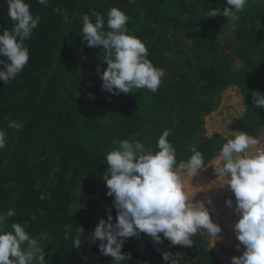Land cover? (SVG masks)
Instances as JSON below:
<instances>
[{
	"label": "trees",
	"instance_id": "trees-1",
	"mask_svg": "<svg viewBox=\"0 0 264 264\" xmlns=\"http://www.w3.org/2000/svg\"><path fill=\"white\" fill-rule=\"evenodd\" d=\"M25 2L40 23L26 41L28 64L15 80L0 81V129L8 134L0 150V213L15 210L0 230L9 232L20 223L45 250L46 264H114L113 257L100 254V242L88 237L100 219L107 221L108 209L117 222L114 196L107 195L103 180L106 154L117 141L138 140L156 151L158 138L170 129L178 163L187 161L195 146L206 167L232 138L208 136L205 130V117L230 87L240 91L246 107L235 123L238 129L257 138L264 127V109L255 106L252 95L264 94V0H248L238 19L229 21L223 15L207 17L209 8L223 10L227 0ZM112 7L130 17L129 33L145 43L154 66L165 69L155 93L133 89L116 96L103 90L97 68L108 67L107 53L102 45L87 46L82 17L88 14L94 22V9L107 19ZM56 8L66 10L68 23ZM14 26L7 0H0V34ZM11 121L18 127H9ZM194 183L209 192L210 182L198 174ZM195 196L193 202L216 203L210 193ZM68 225L72 239L84 229L79 249L64 238ZM160 235L163 243L145 245L146 233L126 238L122 253L131 259L122 264H169L165 252L176 256V264H220L200 231L193 246L172 245Z\"/></svg>",
	"mask_w": 264,
	"mask_h": 264
},
{
	"label": "clouds",
	"instance_id": "clouds-1",
	"mask_svg": "<svg viewBox=\"0 0 264 264\" xmlns=\"http://www.w3.org/2000/svg\"><path fill=\"white\" fill-rule=\"evenodd\" d=\"M47 5L48 0H38ZM135 0H129L134 3ZM248 0H227L226 6L209 8L207 17L225 16L228 21L238 19ZM8 17L14 22L11 30L0 34V81L9 83L23 71L30 59L26 41L34 35L40 23L39 16H33L25 0H7ZM64 22L69 18L66 10L56 8ZM82 17L83 40L88 47L103 46V57L108 67L97 68L103 81V90L119 96L131 93L133 89H147L155 93L166 72L157 68L149 59L148 48L135 35L129 33L130 17L122 10L112 7L104 15L94 9ZM105 25L108 31H105ZM235 31V25H232ZM257 108L264 109V94L253 93ZM18 127L15 121L8 125ZM170 129H165L156 143V151L138 140L117 141L118 147L107 152V171L103 176L107 195L114 196L117 222L113 223L111 209L107 221L100 219L90 241H99L103 256L114 258V264L130 260V254L122 253L126 238L138 237L140 233L151 236L156 243H163L160 234L172 245L193 246L192 237L198 231L205 232L215 241L220 238L222 228L215 223L203 202L193 203L186 187V178L192 181L205 169V158L193 146L187 161H177V149L169 141ZM7 132L0 129V150L7 144ZM260 142L247 132H233L232 138L222 144L216 158L211 162L219 179L230 187L236 198V213L240 219L234 225L235 235L246 250L241 256H234L232 264H264V150H255ZM250 149V153L246 152ZM231 174L230 179L228 178ZM212 203L211 200L208 201ZM226 206L232 208L229 199ZM15 215L14 209L0 213V226L7 217ZM11 231L0 230V264H46V253L38 239L31 236L20 223H13ZM71 225L65 228V239H72ZM84 229L79 227L72 239L73 249L82 245ZM27 247H23L24 245ZM239 247V246H238ZM163 260L176 264V256L163 253Z\"/></svg>",
	"mask_w": 264,
	"mask_h": 264
},
{
	"label": "rangeland",
	"instance_id": "rangeland-1",
	"mask_svg": "<svg viewBox=\"0 0 264 264\" xmlns=\"http://www.w3.org/2000/svg\"><path fill=\"white\" fill-rule=\"evenodd\" d=\"M244 111V98L242 97L240 91L236 87H231L225 90L221 94L219 103L214 111L209 116L205 117V130L207 132V135L212 136L215 133H219L228 138L232 136V131L242 132L240 131V129H238L239 126L235 125V123L241 117ZM257 139L260 143L255 146L254 151L264 150V127H261L259 129ZM198 176L201 181H206V183L208 181L211 183H209V192L201 191L194 187V185L191 184L193 178L192 181L189 182V185H192V187H187V181H189L190 179L186 178L187 191L189 195H195V193L211 194V197L215 199V205L212 208H210L209 205H204L209 209L210 214L212 213V211H215V213L218 214V217H216V219L213 214H211V217L215 223L219 221L218 224L222 228L220 238L216 241L209 237L205 232H200L205 235L207 240L209 241V250H214L220 258V264H232V258L234 256H241L246 250L245 246L241 245L238 241L234 231V225L238 222L240 216L235 211L236 202H233L234 207L224 213L220 211L222 207L220 205H223V202L227 200V194L233 196L234 193L230 190V187L222 186L225 181L223 179H219L218 175L215 172V166L210 165L205 167V169L201 170L198 173ZM210 185L212 188L210 187ZM196 202L203 201H194L193 203ZM150 240L152 241L154 239L151 236H148V238L143 241L141 245H145Z\"/></svg>",
	"mask_w": 264,
	"mask_h": 264
},
{
	"label": "bare ground",
	"instance_id": "bare-ground-1",
	"mask_svg": "<svg viewBox=\"0 0 264 264\" xmlns=\"http://www.w3.org/2000/svg\"><path fill=\"white\" fill-rule=\"evenodd\" d=\"M231 88V87H230ZM229 89V88H228ZM243 97V96H242ZM244 98V97H243ZM245 105V104H244ZM245 109H246V107H245ZM244 113H245V111H244ZM247 152V151H246ZM249 152H250V150H249ZM211 165V163H209L207 166H210ZM206 166V167H207ZM229 179H230V177H229ZM187 183H188V181H187ZM192 185H194V187H196V188H199V187H201V186H199V185H197V184H192ZM192 185H191V187H192ZM211 186V185H210ZM200 189V188H199ZM202 190H206V189H202ZM191 194H192V192H191ZM192 197H193V199L194 200H196V199H198L195 195H191ZM227 200L226 201H224L223 203V205H220V206H222L221 207V209H220V211H222V213H224V212H227L229 209H231V208H229V207H227L226 206V202L231 198V200L233 201V202H236V198H235V196H234V194H233V196L232 195H228L227 194ZM226 198H224V199H226ZM204 202V204H206L205 203V201H203ZM207 205V204H206ZM215 205V204H214ZM213 205V206H214ZM213 206H209L210 208H212ZM232 207H234V206H232ZM225 209V210H224ZM230 212V211H229ZM211 214H213L214 215V217H215V219H216V217H218V214H216L215 213V211H212V213ZM226 214V213H225ZM222 216V215H221ZM217 224L219 223V221H217L216 222ZM225 239V238H224Z\"/></svg>",
	"mask_w": 264,
	"mask_h": 264
},
{
	"label": "water",
	"instance_id": "water-1",
	"mask_svg": "<svg viewBox=\"0 0 264 264\" xmlns=\"http://www.w3.org/2000/svg\"><path fill=\"white\" fill-rule=\"evenodd\" d=\"M250 149H246L245 151L249 152ZM250 153V152H249ZM228 177H231V174L229 173V176Z\"/></svg>",
	"mask_w": 264,
	"mask_h": 264
}]
</instances>
